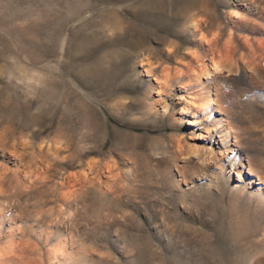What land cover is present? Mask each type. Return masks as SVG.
Here are the masks:
<instances>
[{
  "label": "rangeland",
  "instance_id": "1",
  "mask_svg": "<svg viewBox=\"0 0 264 264\" xmlns=\"http://www.w3.org/2000/svg\"><path fill=\"white\" fill-rule=\"evenodd\" d=\"M0 264H264V0H0Z\"/></svg>",
  "mask_w": 264,
  "mask_h": 264
},
{
  "label": "bare ground",
  "instance_id": "2",
  "mask_svg": "<svg viewBox=\"0 0 264 264\" xmlns=\"http://www.w3.org/2000/svg\"><path fill=\"white\" fill-rule=\"evenodd\" d=\"M213 62H214V61H213ZM213 62H212V63H213ZM145 63H146V62H145ZM149 66H150V65H149ZM151 67H152V66H151ZM165 72H166V71H165ZM162 73H164V71H163ZM249 172H250V171H249ZM258 178H259V175H258ZM260 179H261V178H260Z\"/></svg>",
  "mask_w": 264,
  "mask_h": 264
}]
</instances>
